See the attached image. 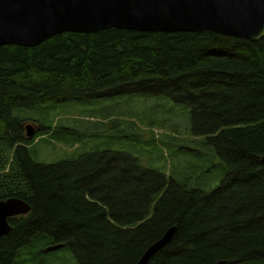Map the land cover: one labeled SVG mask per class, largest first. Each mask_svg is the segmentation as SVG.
<instances>
[{"label":"trees","instance_id":"obj_1","mask_svg":"<svg viewBox=\"0 0 264 264\" xmlns=\"http://www.w3.org/2000/svg\"><path fill=\"white\" fill-rule=\"evenodd\" d=\"M136 93L188 109L192 136L226 167L215 190L186 189L122 152L30 157L18 111ZM263 156L264 37L108 29L0 47V201L30 206L7 220L0 264L35 244L67 248L78 264H135L171 227L147 264H264Z\"/></svg>","mask_w":264,"mask_h":264},{"label":"rangeland","instance_id":"obj_2","mask_svg":"<svg viewBox=\"0 0 264 264\" xmlns=\"http://www.w3.org/2000/svg\"><path fill=\"white\" fill-rule=\"evenodd\" d=\"M17 114L35 130L28 146L35 163L53 164L104 150L122 152L186 189L204 192L215 190L226 175L214 148L192 136L188 109L163 96L136 93ZM39 246L16 264H78L67 248L37 251Z\"/></svg>","mask_w":264,"mask_h":264},{"label":"water","instance_id":"obj_3","mask_svg":"<svg viewBox=\"0 0 264 264\" xmlns=\"http://www.w3.org/2000/svg\"><path fill=\"white\" fill-rule=\"evenodd\" d=\"M108 29L208 31L258 41L264 37V0H0V47H35L63 33L93 34ZM25 133L31 139L35 130L26 125ZM29 212L30 206L17 198L0 201V238L11 230L9 218ZM175 230L167 229L135 264H147L170 243Z\"/></svg>","mask_w":264,"mask_h":264},{"label":"flooded vegetation","instance_id":"obj_4","mask_svg":"<svg viewBox=\"0 0 264 264\" xmlns=\"http://www.w3.org/2000/svg\"><path fill=\"white\" fill-rule=\"evenodd\" d=\"M19 216H22V215H19ZM19 216H15V217H19ZM25 216V215H24ZM12 218H14V217H12ZM10 219V218H9Z\"/></svg>","mask_w":264,"mask_h":264}]
</instances>
